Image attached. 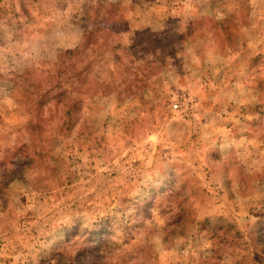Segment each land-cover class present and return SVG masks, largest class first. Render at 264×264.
<instances>
[{"label":"rangeland","instance_id":"rangeland-1","mask_svg":"<svg viewBox=\"0 0 264 264\" xmlns=\"http://www.w3.org/2000/svg\"><path fill=\"white\" fill-rule=\"evenodd\" d=\"M0 264H264V0H0Z\"/></svg>","mask_w":264,"mask_h":264},{"label":"built area","instance_id":"built-area-1","mask_svg":"<svg viewBox=\"0 0 264 264\" xmlns=\"http://www.w3.org/2000/svg\"><path fill=\"white\" fill-rule=\"evenodd\" d=\"M177 107V105H175Z\"/></svg>","mask_w":264,"mask_h":264}]
</instances>
